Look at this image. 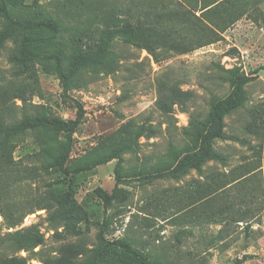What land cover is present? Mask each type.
Returning a JSON list of instances; mask_svg holds the SVG:
<instances>
[{"label":"rangeland","instance_id":"1","mask_svg":"<svg viewBox=\"0 0 264 264\" xmlns=\"http://www.w3.org/2000/svg\"><path fill=\"white\" fill-rule=\"evenodd\" d=\"M103 1H41L44 10L62 17L68 29L58 47L69 56L75 49L80 56L65 61L72 73L69 96L64 94L53 61H20L18 34L0 52V91L10 94V119L44 107L50 117L71 121L77 115L78 100L84 105L85 117L74 133L71 161L90 149L104 150L113 143L128 148L123 153L125 179L110 207L105 208L102 194L111 193L116 186L117 159L78 178L73 202L78 219L74 224L52 221L47 210L40 209L26 215L19 227L10 228L35 225L44 235L43 244L34 249L42 248V255L20 253L29 256V264H49L46 259L61 244L82 238L88 247H94L102 231L109 240L123 239L151 259L158 257L161 264H264V0H149L152 10H195L203 24L192 19L190 28L199 33L214 30L220 36L187 53L170 51L159 61L147 49L120 36L101 39L102 30L116 23L119 27L127 22L139 24L145 7L141 5L148 0ZM213 1L208 7L216 8L211 17L202 16L208 9L202 6ZM92 12L100 17H89ZM103 16L116 20L109 26ZM86 26L91 27L86 36L78 33L76 44L69 41L78 27ZM221 67H237L247 73L261 68L246 86V106L226 117V132L244 142L217 141L216 149L227 154L228 160L226 164L208 162L202 174L192 169L180 178L161 176L163 166L171 165V142L177 148L195 145L188 130L191 113L205 117L212 94L223 97L231 90ZM172 87L189 93L191 99L188 109L174 104V117L168 119L157 101ZM256 107L260 110L258 133L249 123V110ZM41 135L46 142L43 150L37 137L28 136L15 157L32 165L29 154L40 149L46 160L55 155L63 134L52 130ZM245 166L257 169L241 176ZM173 168L170 166V172ZM223 173L237 180L216 194L195 191L208 176L218 179ZM50 178L44 175L45 181ZM61 181L58 193L66 190ZM37 184L41 191L45 189L43 180ZM27 188L33 192L29 185L23 191Z\"/></svg>","mask_w":264,"mask_h":264},{"label":"trees","instance_id":"2","mask_svg":"<svg viewBox=\"0 0 264 264\" xmlns=\"http://www.w3.org/2000/svg\"><path fill=\"white\" fill-rule=\"evenodd\" d=\"M41 1L32 0V3H28L27 0H0V52L6 41L18 34L20 61L22 63L53 61L54 71L60 79L64 94L69 96L72 73L65 67V61L80 56L75 49L69 56L65 50L58 47V44L63 41L64 32L68 29L62 17L44 10ZM103 2L102 0L101 3ZM150 3L149 0L147 5L142 3L141 6L145 7H142L143 14L139 24L134 26L127 22L119 27L116 23L113 27L102 30L101 39L120 36L125 42L147 49L156 61L163 59L170 51L187 53L220 39L214 30H204L199 33L190 28L192 19L197 20L198 25L203 24L195 10L166 9L162 12L152 10L153 4ZM213 3L214 1L204 4L201 9H206ZM98 5L95 4V7ZM215 9L214 7L206 9L202 12V16L211 17ZM89 17L96 19L100 16L99 14L95 16L92 12ZM103 19L110 26L116 17L112 22L107 16H103ZM90 28V26L83 29L78 27V31L68 38L69 41L76 44L77 34L82 33L86 36V30ZM260 69L259 67L247 73L240 71L237 67L231 69L221 67L222 76L230 83L231 90L223 97L212 94L210 110L205 117L191 113L188 130L191 131L195 145L191 146L187 143L186 146L177 148L175 143L171 142L170 166L174 168L170 172V166H163L160 170L161 176L172 174L173 177L180 178L192 169L202 174L204 166L210 161L226 164L227 154L217 150L215 144L219 140L244 142L241 138L226 132V117L246 106L248 101L246 86L255 79ZM188 94L180 90L176 92L175 87H172L168 94L161 93L157 101L158 108L168 119L173 118L174 104L186 106L188 109L187 102L191 99ZM8 95H10L8 91L6 93L0 91V215L3 219L0 231L7 229L6 232H0V264H29V256H23L20 251L26 250L29 254L42 255V248L39 251L34 249L43 244V233L35 225L13 231L9 229L19 227L26 215L40 209H46L52 221L74 224L75 219H78L77 207L73 203L78 178L101 164L117 159L116 186L111 193L103 192L102 194L105 208L110 207L120 191L118 186L125 179L123 153L128 148L123 143H113L114 145L104 150L90 149L81 157L71 161L74 133L85 117L83 103L75 100L77 115L71 121L50 117L44 107L35 110L33 114L24 112L19 119H10ZM25 106L27 107V104ZM259 112L258 107L249 110L250 126L257 133L260 126ZM52 130L60 131L63 138L58 152L46 160L42 155L46 142L41 132ZM28 136L37 137L42 147V150L29 154L34 161L32 165L15 157L16 149ZM256 169V166H245L241 176L250 174ZM44 175L51 176L53 179L45 181ZM39 180L44 181L43 191H41L42 186L37 184ZM61 180L66 190L58 193V187L62 184ZM236 180L237 178H229L227 173L221 174L218 179L210 175L202 183L201 188L195 191H202L205 196L216 194ZM26 185L34 187L33 192L28 188L23 191ZM239 217L241 221L244 220L242 213ZM53 252H55L54 256L46 259L49 264H161L158 257L151 259L150 255L123 239L109 240L102 231L98 234V243L94 247H88L82 238H79L76 241L61 244Z\"/></svg>","mask_w":264,"mask_h":264}]
</instances>
